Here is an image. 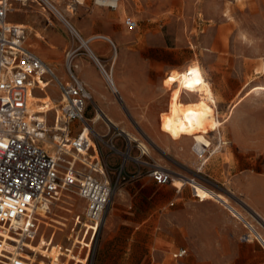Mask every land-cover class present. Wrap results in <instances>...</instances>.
Returning a JSON list of instances; mask_svg holds the SVG:
<instances>
[{
	"label": "rangeland",
	"instance_id": "rangeland-1",
	"mask_svg": "<svg viewBox=\"0 0 264 264\" xmlns=\"http://www.w3.org/2000/svg\"><path fill=\"white\" fill-rule=\"evenodd\" d=\"M55 1L62 12H65V14L67 12L68 18L71 19L72 16L81 17L78 8L80 5L76 0ZM143 1L125 0L127 6H130V2L134 3L137 14L149 12L147 16L139 20L141 35L153 32L166 37L167 45L163 48L155 47L153 50V67L163 69L169 63L170 68L164 76L163 83L167 104L156 112L155 124L117 126L114 124L108 125L105 120L101 119L96 125V131L103 135L99 137L98 142L107 168L106 172L114 185V193L107 208V220L101 227L105 229L110 224L112 213L120 212L119 209L123 206L121 202L134 196L137 191L128 189L127 192H123L126 183L130 180V177L126 175V172H129L128 170L133 171L140 167L151 179V171L158 165L170 170L172 181L159 186L169 189L172 196L174 191L178 189L174 186L175 178L184 176L195 178L194 170L200 169L201 162L194 152V141L191 138L174 139L165 133L161 127L162 114L168 111L170 107L172 93L170 81L176 73L180 72L189 63L198 62L206 69L207 75H205V78L213 83L212 88L218 96L219 104V113L211 112V115L213 117L217 116L216 118L222 122L228 119L226 123L220 126L221 135L223 139L233 143V145L222 147L210 156L207 165L201 169L203 174L206 176L212 168H217L223 162L230 161L229 152L231 150L241 151L236 153L235 160L242 161L244 165H249L251 169L257 167L256 169L264 171V89H255L260 85L264 87V0H197V2L174 0L172 3H161L159 0H152L148 4ZM70 5L73 6L69 7ZM73 7H76V9L72 10ZM47 9V17L51 19L52 23L48 22L38 12L39 7L29 8L31 13L39 16L43 24L59 26L69 41V45L65 50L75 51L73 55L75 59L81 58L86 62H91L97 74L102 78L104 90L112 93L114 102L123 108L121 110L122 114L130 116V111L126 108V103L122 100L121 95L112 91L89 51L84 47L78 49L81 40L69 31L55 13L49 8ZM27 17V14L23 11L14 12L10 15V18L14 20H24ZM29 17L33 18L34 16L30 15ZM82 38L84 37L82 36ZM89 48L95 54L90 42ZM166 52L169 53L168 57ZM113 57L114 54L113 56L111 54L104 58H98L109 69L113 66ZM118 67L119 63L115 65V69ZM83 69L89 74L87 68ZM75 71L78 72V70ZM57 73L64 75V68L58 69ZM49 89L58 96L55 85L50 84ZM219 92L222 93L224 98L221 97ZM186 99L189 102L188 98ZM98 108L94 100L91 101L87 110V117L92 119ZM208 110L214 111L209 108ZM50 123H53V112L50 113ZM127 127L132 130L138 140H132L120 131L121 128ZM211 134L214 135V132ZM163 136L170 141H174L175 146L168 147L162 141ZM217 140L218 137L215 134L212 148ZM187 142L190 143V150L187 155H183V147ZM140 143L146 145L150 153L141 155ZM112 144L120 151L112 148ZM121 151L124 153L128 151L131 157L125 158ZM132 157H137L139 160ZM261 176H264V174ZM196 180L199 181L198 178ZM202 181L203 185L213 188L209 186L207 180L203 179ZM183 187L192 189L194 193V189L189 183ZM141 191L147 197L154 196V187H147ZM220 198L227 204L231 203L230 199L224 195H221ZM62 200L65 202L60 203V207L54 213L58 216H66L68 226L64 227V231H61L55 228H46L44 223L41 222L39 235L35 237L32 244L37 245L40 235L44 231L46 235L41 247L47 245L52 232H56L55 243H60L63 250L68 247L71 248L72 244L76 242V234L71 232V228L75 216L78 214L84 215L85 201L76 194H66V197ZM172 200L173 197H171ZM260 206V208H264V201L260 202ZM170 207L172 212L175 206L171 205ZM243 207L241 209H243L244 215L256 225L259 231L264 232L262 218L260 219L258 216V220L254 218L256 212L250 206L244 205ZM68 209L70 210L68 211ZM255 209L264 218V212L257 207ZM152 226L155 231L160 229L159 224L153 223ZM118 228L129 227L120 224ZM79 239H81V236ZM98 239L99 235L91 250H88L87 247L81 248L80 244L76 243L72 253L81 258H86L83 264H97ZM253 240L259 245L260 249L246 250L241 246L229 244L220 247L221 251L212 252L208 250L209 246H194L191 244V238L187 235L184 236L178 231L175 222H171L170 242L169 244L165 243L163 248L161 246L155 247L153 264H264V249L257 239L254 238ZM181 247L188 249V255L181 259L174 258L173 252ZM27 254H30V251ZM65 260L66 257H63V261ZM73 262L71 260L69 263L73 264Z\"/></svg>",
	"mask_w": 264,
	"mask_h": 264
},
{
	"label": "crops",
	"instance_id": "crops-1",
	"mask_svg": "<svg viewBox=\"0 0 264 264\" xmlns=\"http://www.w3.org/2000/svg\"><path fill=\"white\" fill-rule=\"evenodd\" d=\"M151 1L144 0L143 2L148 4ZM159 1L161 3H172L174 0ZM190 1L197 2V0ZM48 2H52L51 4L58 8L65 21L48 4L32 1L27 5L15 2L14 10L9 13V21L23 24L27 27L29 32L27 46L52 67L56 76L63 83L71 81L66 69L68 54L71 51L65 50L69 45V41L58 25L43 24L39 16L31 13L29 8L39 7L38 12L48 22L52 23L51 19L47 17V8H49L67 28V23H69L75 29L77 28L78 30H76L85 39H90L89 42L98 57L104 58L114 54L113 66L109 69H111L115 87L106 80L107 78L100 71L112 91H116L115 93L121 95L122 100L126 103V108L130 111V116H124L121 112L123 108L114 102L112 93L104 90L102 78L97 74L90 61L86 62L81 58L75 59L74 57L70 60L74 73L87 85L91 92V101L94 100L99 107L93 117L96 120L100 112L101 117L96 122L93 118L89 119L87 117V112L86 118L93 129L94 144L107 171L98 142L99 137L103 135L96 131V125L101 119L105 120L108 125L114 124L117 126L156 123V112L167 104L163 83L164 76L170 67L169 63H167L163 69L154 68L153 50L155 47H165L167 45L166 37L153 32L145 35L140 34L139 20L147 16L149 12L137 14L133 2H130V6H127L125 0H123V2L119 3L118 8L110 9L95 5L93 0H76L78 5H80L78 8L81 17L72 16L71 19L67 17V12L65 14V12L60 10L55 0H48ZM72 6L70 5L69 7ZM75 9L76 7H73L72 10ZM20 11L25 12L28 17L24 20L10 18L12 13ZM30 15L34 17L30 18ZM127 15L133 16L138 21V28L132 30L126 26L125 17ZM205 43L210 44L212 42ZM92 54L99 62H102L93 52ZM166 56H169L168 52H166ZM118 63L119 67L115 69V65ZM97 66L99 67L98 64ZM61 68H64V75L57 73V70ZM82 68H87L89 74ZM75 70H78V72ZM46 79L51 80L50 76H47ZM50 84L55 85L58 96L51 92L49 89ZM32 94L37 100L35 106L38 111L41 110L40 112H42L43 110L50 114L54 107L58 108L57 101L60 99L61 93L60 88L55 83L45 84L43 82L42 89ZM219 94L224 98L221 92ZM73 126L76 129L75 133H77L80 129V124L75 122ZM120 131L124 132L128 137L134 136L137 138L128 127L121 128ZM162 139L168 147L175 146L174 141H170L164 136ZM139 147L141 155L150 153L148 147L143 145V143H140ZM112 148L120 151L114 144H112ZM189 150L190 143L187 142L183 147L182 154L187 155ZM237 152L241 151L231 150L229 152L231 160L223 162L217 168H212L211 170L208 168L210 171L206 176L201 169L207 164L200 166L199 170H194L195 178H198L200 182L196 180V184L191 186L201 200L196 198L193 190L187 187L175 190L171 196L169 189L160 187V184L152 180L153 178L151 179L140 167L133 171L128 170L129 172H126V175L130 177V180L126 183L123 192H127L128 189L137 191L134 196L121 202L123 206L119 209L120 212L112 213L108 228H101L98 239L97 264H153L155 247L161 246L163 248L165 243L169 244L170 242L171 222H175L178 231L184 236L187 235L191 238V244L194 246H209L208 250L212 252L221 251L220 247L229 244L241 246L246 250L260 249L253 239L242 240V236L248 232L245 226L246 223L252 226L250 231L251 238L261 235L264 239V232L259 231L256 225L244 215L241 208H244V205L250 206L256 212L254 218L257 219L258 216L264 221V218L255 209L257 207L264 212V208H260V202L264 201V176H261L264 171L256 169L257 167H252L251 169L249 165H244L242 161L235 160L234 157L237 156ZM121 153L124 154L125 158L131 157L128 151L125 153L121 151ZM132 158L139 160L137 157ZM202 178L207 180L209 186L214 189L203 185L201 183L203 182ZM147 187H154V196L147 197L141 191ZM221 195L228 197L231 203L223 202L220 198ZM171 197H173L172 201ZM171 205L175 206L172 212ZM47 216L48 214H45L42 217V222L46 228L64 231V227L68 226L66 216L49 215V218ZM106 220L107 215L103 223ZM153 223L159 224L160 229L155 231L152 226ZM120 224L129 228L120 229L118 228ZM44 232L38 240L40 243H37V245L29 244L30 254H27L28 259H32L36 264H70L71 260L74 261L73 264H83L85 262L86 258H81L72 253L75 248L74 243L71 248L68 247L69 250H63L60 247V243H55L56 232H52L47 245L41 247L46 235ZM76 243H82L84 247L91 246L92 248L90 240L87 241V239L78 238ZM258 243L260 244L259 241ZM63 257H66L65 261H63ZM47 259L48 261H46Z\"/></svg>",
	"mask_w": 264,
	"mask_h": 264
},
{
	"label": "built area",
	"instance_id": "built-area-1",
	"mask_svg": "<svg viewBox=\"0 0 264 264\" xmlns=\"http://www.w3.org/2000/svg\"><path fill=\"white\" fill-rule=\"evenodd\" d=\"M30 1L44 4V0H0V264H29L26 254L39 235L43 217L40 209L44 207L45 214L55 215L56 204L66 194H76L85 201L84 215H76L71 228L75 241L80 236L82 240L89 238L93 246L114 193L86 118L92 94L70 62L75 52H69L66 64L71 81L63 83L27 46V27L9 21L15 2L27 5ZM121 2L94 0L95 5L110 9L118 8ZM125 24L132 30L138 28V21L131 15L125 17ZM43 82L60 88L58 108L52 109L53 123L50 114L33 111L29 104L32 93L42 89ZM75 122L80 124L77 133ZM221 139L216 147L205 144L195 149L201 166L216 151L232 144ZM151 176L160 185L172 181L171 171L160 166L151 171ZM245 226L248 232L242 240L254 239L250 236L252 226ZM255 239L264 249L262 236ZM80 246L84 248L82 243ZM87 248L91 250V246ZM187 255L186 248L173 252L176 259Z\"/></svg>",
	"mask_w": 264,
	"mask_h": 264
},
{
	"label": "bare ground",
	"instance_id": "bare-ground-1",
	"mask_svg": "<svg viewBox=\"0 0 264 264\" xmlns=\"http://www.w3.org/2000/svg\"><path fill=\"white\" fill-rule=\"evenodd\" d=\"M44 3L48 4L49 7L52 8L60 16V18H62L65 21L63 15L59 12L58 8H56L55 5L51 4L52 2L50 3L48 2V0H44ZM67 25L71 33L81 40V45L78 47V49L84 47L89 51L91 57L94 59V61L97 62L100 70L103 72V75H105V77L107 78L106 80H108L109 83L111 85L113 84L114 86L111 69H108L103 62H99L98 59H96L95 56L90 51L89 48L90 39L82 38L79 32L71 24L67 23ZM37 35L39 36V34ZM192 69H196V72L192 73L191 72ZM205 75H207L206 69L198 62L189 63L180 72L176 73L170 81V88L172 90V93L170 98L169 110L164 112L161 117L162 130L174 139L191 138L195 144L194 150L201 145H205V144L212 145L215 134L218 138L219 137L222 138L220 126L228 121L227 119L224 122H222L221 120L216 118L217 116L213 117L211 115V112H214L216 114L219 113L218 112L219 104L215 91L212 88V82L209 79L205 78ZM187 84H191L192 87L191 88L186 87ZM259 88L264 89L263 86L255 87V89H259ZM186 98H188L189 102L187 101ZM29 104L33 111H38L37 110L38 108H36L35 106L37 104V100L33 96V94L31 95ZM208 108L214 111H209ZM42 112L44 111L42 110ZM100 117L101 114L99 112L96 120L94 118L93 119L96 122ZM213 132L214 135L211 134ZM130 137H132V140H138L134 136H130ZM221 140L223 141V139ZM214 146L216 147L217 143H215ZM191 179L194 178L187 176L177 177L174 179V186L178 189H181L187 183H189L190 185H195L196 180L192 181ZM62 202L63 200L59 203ZM59 203L56 204L58 208L60 207ZM44 211H45L44 207L40 209V213L42 216H45ZM106 213L107 211L105 212V216ZM48 216L47 218H49ZM40 222H42V218H40ZM28 260H29V264H36L32 259H28Z\"/></svg>",
	"mask_w": 264,
	"mask_h": 264
},
{
	"label": "snow or ice",
	"instance_id": "snow-or-ice-1",
	"mask_svg": "<svg viewBox=\"0 0 264 264\" xmlns=\"http://www.w3.org/2000/svg\"><path fill=\"white\" fill-rule=\"evenodd\" d=\"M191 72H192V73H195V72H196V69H192ZM197 82H199V81H197ZM186 87L191 88L192 85H191V84H187Z\"/></svg>",
	"mask_w": 264,
	"mask_h": 264
}]
</instances>
